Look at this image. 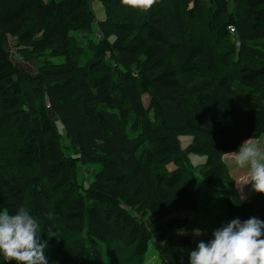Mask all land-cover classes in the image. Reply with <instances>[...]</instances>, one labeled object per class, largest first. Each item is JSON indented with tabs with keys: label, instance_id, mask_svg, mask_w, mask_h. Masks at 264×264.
<instances>
[{
	"label": "trees",
	"instance_id": "trees-1",
	"mask_svg": "<svg viewBox=\"0 0 264 264\" xmlns=\"http://www.w3.org/2000/svg\"><path fill=\"white\" fill-rule=\"evenodd\" d=\"M96 1L102 21L92 0H0V211L37 219L49 264H144L152 241L190 264L172 215L197 211L198 175L230 221H264L224 160L264 137V0Z\"/></svg>",
	"mask_w": 264,
	"mask_h": 264
},
{
	"label": "clouds",
	"instance_id": "clouds-1",
	"mask_svg": "<svg viewBox=\"0 0 264 264\" xmlns=\"http://www.w3.org/2000/svg\"><path fill=\"white\" fill-rule=\"evenodd\" d=\"M122 6L147 13L157 0H120ZM238 168L250 177L247 184L264 194V147L254 139L245 140L237 152L228 153ZM37 219L24 207L15 214L0 211V256L7 264H49L48 240L38 235ZM180 234H184L183 230ZM194 229V235H201ZM55 235V234H53ZM208 242H199L190 253V264H264V221L251 217L234 219L212 233Z\"/></svg>",
	"mask_w": 264,
	"mask_h": 264
},
{
	"label": "rangeland",
	"instance_id": "rangeland-1",
	"mask_svg": "<svg viewBox=\"0 0 264 264\" xmlns=\"http://www.w3.org/2000/svg\"><path fill=\"white\" fill-rule=\"evenodd\" d=\"M92 7L95 12L96 20L98 21L104 20L105 13L101 3L96 0H92ZM96 26L97 24H95V27ZM9 51H10V55L12 52H15L11 44H9ZM13 56L15 55L13 54ZM13 59L14 62L20 67V69L24 71V73H26L27 75L35 74L36 68H34L33 62L22 61L19 59L18 56L13 57ZM50 60L54 64H62L65 62V58L62 57L51 58ZM60 130L62 132V127H60ZM192 140H193L192 136L179 137V141L183 149L186 148L192 142ZM256 142L261 147H264V137ZM224 160L230 170V174L232 175V177L236 182V186L238 187L240 194H242L243 197H249L255 194L256 192L252 189L251 185L247 184L250 179V177L247 174V171L245 169H241L235 166L233 159L230 155H227ZM205 161H206V157L204 156H195V155L190 156V164L194 167L198 166L199 164H203ZM89 167L90 169L97 168V166H89ZM174 168H175L174 165L169 166L170 170H173ZM198 181L202 191L199 197L197 211L181 210L172 215V218L187 219L190 224L188 232L184 233L185 235H188L192 238L194 244L193 248L187 252V257L189 258V261H190L191 251L197 249L199 242L201 241L208 242L210 239L213 238L212 233L214 230L230 222V218L228 215L229 212L225 207V203L219 191L208 185L199 175H198ZM194 229H200L202 234L199 236L194 235ZM144 264H161L156 250V244L153 241L150 243L149 251L146 255Z\"/></svg>",
	"mask_w": 264,
	"mask_h": 264
},
{
	"label": "built area",
	"instance_id": "built-area-1",
	"mask_svg": "<svg viewBox=\"0 0 264 264\" xmlns=\"http://www.w3.org/2000/svg\"><path fill=\"white\" fill-rule=\"evenodd\" d=\"M231 32H234V29L233 28H231Z\"/></svg>",
	"mask_w": 264,
	"mask_h": 264
}]
</instances>
